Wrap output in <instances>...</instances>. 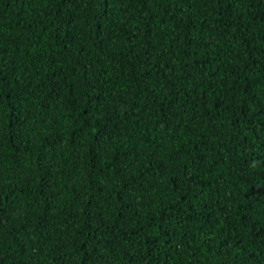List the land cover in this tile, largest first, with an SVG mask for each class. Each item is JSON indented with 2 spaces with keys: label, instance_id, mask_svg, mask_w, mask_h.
<instances>
[{
  "label": "trees",
  "instance_id": "16d2710c",
  "mask_svg": "<svg viewBox=\"0 0 264 264\" xmlns=\"http://www.w3.org/2000/svg\"><path fill=\"white\" fill-rule=\"evenodd\" d=\"M0 264H264V0H0Z\"/></svg>",
  "mask_w": 264,
  "mask_h": 264
}]
</instances>
